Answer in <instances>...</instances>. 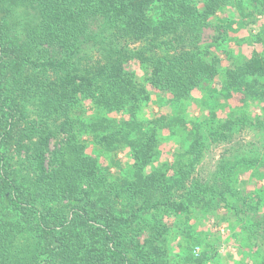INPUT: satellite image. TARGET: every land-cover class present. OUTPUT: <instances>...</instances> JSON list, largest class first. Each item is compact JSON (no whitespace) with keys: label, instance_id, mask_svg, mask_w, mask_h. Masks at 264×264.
Returning <instances> with one entry per match:
<instances>
[{"label":"trees","instance_id":"1","mask_svg":"<svg viewBox=\"0 0 264 264\" xmlns=\"http://www.w3.org/2000/svg\"><path fill=\"white\" fill-rule=\"evenodd\" d=\"M228 6L238 19L226 32L264 18V0H0V264H165V247L135 228L149 213L160 227L159 214H181L185 202L231 213L239 250L264 264V25L252 37L263 49L215 90L220 60L209 48L219 45L202 38ZM133 58L149 65L147 85L126 70ZM147 86L160 113L144 120ZM195 89L220 94L225 116L189 127L181 111L163 115ZM176 122L191 139L186 165L149 171L158 127ZM218 140L228 147L198 168ZM120 154L133 164L117 175Z\"/></svg>","mask_w":264,"mask_h":264},{"label":"rangeland","instance_id":"2","mask_svg":"<svg viewBox=\"0 0 264 264\" xmlns=\"http://www.w3.org/2000/svg\"><path fill=\"white\" fill-rule=\"evenodd\" d=\"M192 3L196 7L201 8L203 0H192ZM230 7H226L224 12L218 13L209 20V25L204 29V37L202 38L207 41L206 45H211L213 41L219 45L216 48L214 46L209 48L211 55H216L220 60L217 65L218 74L216 80L210 84V87L218 91H220L219 83L224 80V73L227 68H232L234 66L233 63H242L247 60L254 50L261 51L263 49L260 44L252 41V37L264 25V18H258L256 23L242 26L235 22L232 24L233 32H226L227 24L238 19L236 10ZM23 15L24 13H21V16ZM217 26L220 27L218 31ZM129 45L131 47L136 46V44L132 43ZM125 65L126 70L133 74L134 79L144 85L148 84L146 81L150 76L148 64L139 63L136 58H133L126 62ZM147 90L150 101L143 105L138 112V117L144 120L152 119L155 117L153 115L160 113L158 108V101L161 99L160 94L149 86H147ZM204 92L205 90L195 89L191 98L184 100L181 105H177V108L165 106L162 109L163 115L171 118L174 113L180 115L179 111H181L182 122L189 127L197 121L205 122L211 120L214 114L219 115L220 118L224 117L227 110L223 111V97L220 94H217L216 97H210ZM227 103L231 107L235 106L233 101H228ZM88 104V101H84L85 107ZM248 106L253 112L258 113L257 109H253L255 107L251 103ZM211 108H215L217 111L211 113ZM184 125L176 122V125L170 128L166 127V124L158 127V143L154 158L151 159V163L148 165L149 171H164L167 168L175 167V170L171 173H176L181 165H186L187 162L182 164L181 160L185 157L183 152L188 147L187 141L190 143L191 139L187 135ZM241 136L243 137V135ZM226 147H228V144L223 143V140L212 142L211 149L203 153L205 155L198 161L197 167L202 168L208 163L213 166V162L218 160V157ZM87 153L97 157L102 167L112 163H109L107 154L101 155L92 147L88 148ZM119 159L121 161L119 163L120 168L112 169L114 173L121 175L126 171H132L133 162L127 154H120ZM176 176L178 177V175ZM262 183L264 185V181ZM249 189H252V187L248 186L246 188V190ZM186 205L187 203L185 202L184 210L185 208L186 210L175 216L170 215L171 211L160 213L158 217H162L164 220L161 226L157 228H152L153 222L157 223L152 217V213L140 215L138 222L141 223L135 228V232L138 233V239L141 242L150 240L161 248L165 247V264H197L196 261L202 255L206 259L204 264H249L251 262L248 251L239 250L240 240L235 237V234H237L235 232H241V226L231 213L221 209L215 210L214 208L203 211L196 206L187 205L186 207ZM263 213L264 208H261L260 215ZM144 221L152 223L151 227H146L143 224Z\"/></svg>","mask_w":264,"mask_h":264}]
</instances>
